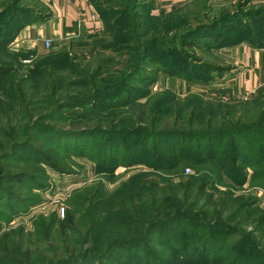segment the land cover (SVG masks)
Instances as JSON below:
<instances>
[{
	"label": "trees",
	"instance_id": "trees-1",
	"mask_svg": "<svg viewBox=\"0 0 264 264\" xmlns=\"http://www.w3.org/2000/svg\"><path fill=\"white\" fill-rule=\"evenodd\" d=\"M104 1L91 0L102 23L101 30L88 33L77 29L88 34L87 41H81L78 46L69 44L55 48L25 64L23 58L36 52L21 48L19 52L8 53L7 45L25 24L46 16L43 7L38 0L32 4H26L24 0H0V134L6 135L2 159L19 154L24 162L40 166L47 163L61 171L62 168L44 158L39 149L32 148V142L45 141L65 148L63 142L77 139L81 143L74 142L79 147L71 148L69 154L87 156L95 162L97 174L106 172L113 177L118 165L125 166L126 170L134 165H144L152 170L134 167L133 171H136L115 191L106 190L104 183H99L98 187L90 183L75 189V197L68 202L70 206L63 218L54 211L48 220L37 216L32 222L33 232L26 233L24 228H18L13 236L3 234L1 243L6 239L11 248L0 251V264H223L228 258L222 250L228 242L212 228L220 226V222L207 220L206 223V218L195 214L189 205L196 201L204 184L210 182L208 169L211 165L219 170L230 167L232 176L234 163L239 161L242 169L251 170L249 184L264 189V142L259 144L264 141L263 102L259 98L248 101L226 97L218 92H195L179 98L170 89L153 94L147 89L132 88V83L139 81L136 76L144 67L141 60L143 48L157 47L158 52L170 56L169 46L175 45L177 34L171 32V39L163 34L175 30L172 26L184 21L189 12L187 7L194 6L196 0L158 14H153L154 6L149 5L154 0H143L148 9L144 16L151 21L150 38L133 47L132 40L137 37L131 36L130 32L135 21L131 23V9H125L119 2L116 4L117 0ZM129 1L122 0V3L128 5ZM137 9L135 7L133 11ZM16 16L24 23L21 20L11 25ZM254 18L257 19L256 30L245 17L225 14L179 36L191 39L200 36V30L211 32L217 29L205 36L212 49L244 38L260 47L264 39V13H257ZM121 20L127 27L116 32L120 30L118 24L123 25ZM157 30L160 37L152 34ZM116 35L127 41L119 42ZM78 50L81 54L89 52V56L94 57L93 64L79 65ZM198 60L191 68L195 73L203 71L200 68L207 65ZM166 65H162L160 72L187 75L167 70ZM205 69L211 75L212 71L220 74L223 68L210 64ZM197 77L200 76L197 74ZM144 79L148 77L144 76ZM189 81L209 85L198 79ZM74 109L79 110L71 112ZM137 121L155 126L139 125ZM57 123L71 126H57ZM131 135H142L143 138L137 146H126L134 153L128 155L122 146L127 144L120 142L122 137ZM228 137L231 142L224 144L225 150L215 157L213 150ZM232 138H237L238 142ZM198 145H207L213 150L202 155ZM33 150L36 156L31 154ZM144 153H151L159 162H142L141 158L131 160V157H142ZM186 167H193L194 173L188 175L185 182L173 183L171 179L182 175ZM20 179L28 189L39 187L26 172H22ZM8 181L18 182L15 178ZM162 183L167 186L165 191L160 189ZM5 191L8 198L18 200L24 207L34 203L32 198L26 200L20 192ZM252 205L244 202L236 210L237 213L248 211V215H252L250 220L257 221V230L262 235L255 239L252 233L243 232L245 234L236 240L237 251L230 252L227 264H264V251L260 246L264 241V212L259 206L252 208ZM197 218L204 222L188 223L189 219ZM184 221L185 226L171 230ZM45 229L50 238L43 234ZM150 243L169 250L173 263L164 262L159 253L148 247ZM248 246L250 250L247 252L239 251ZM137 248L142 249L143 255L136 252ZM198 250L204 252L196 256ZM208 251L218 252L211 256Z\"/></svg>",
	"mask_w": 264,
	"mask_h": 264
},
{
	"label": "rangeland",
	"instance_id": "rangeland-1",
	"mask_svg": "<svg viewBox=\"0 0 264 264\" xmlns=\"http://www.w3.org/2000/svg\"><path fill=\"white\" fill-rule=\"evenodd\" d=\"M11 1V0H10ZM26 4H32L34 0H24ZM138 0H130L128 5H125L122 3V0H117L116 4H121L125 9H131V23L133 20V28L130 29L131 36L137 37L135 40H132L131 46L139 45L141 44L144 39H149L150 35L148 34L149 28L151 25V21H147V19L144 16V11L148 10L146 5L144 4L143 0H139V3H137ZM103 2H105L103 0ZM119 2V3H118ZM150 6L155 7V1H150ZM7 4H12V2H8ZM137 7V11L134 12L133 8ZM33 8V7H32ZM187 10L189 11L183 18V22H178L177 26H172V31H165L163 34V37L172 38L171 32H174L177 34V39L175 40V45L169 46V51L171 50L170 56L167 55V53L161 54L158 52L159 50L157 47H147L146 49L143 48L144 55L141 57L142 59V65H144L142 72L138 73L136 78L139 79V81H136L132 83V88H136L137 90H143L146 89L150 91L151 93L159 92L165 89L173 90L177 97L182 98L186 94L189 93H201L198 91L204 92H213L211 90L213 89H207L208 85H200L198 83L190 82L189 80H196L199 81L202 80L203 83H213L215 82L219 75L218 73H215L212 71L211 75L207 72L205 68L211 65H215L218 67L223 68L220 62L215 58V55L212 53V48L208 47L207 38L205 37L207 34H211L212 31L215 32L216 30L209 31H201L200 36H195L191 39H182L179 35L182 32H185L186 30H190L192 28L197 27L199 24H206L211 23L216 16L221 18L223 15H240L245 17L248 22L251 23V26L253 29L256 30V24L257 19L254 18L255 14L257 13H264V0H196L194 6H188ZM125 11V10H124ZM153 11V10H152ZM1 12V10H0ZM23 19L18 18V16L14 17L12 19L11 25H16V22H21ZM122 26L118 24V27L120 30L123 31V28L125 29L127 27V24L125 21H120ZM24 23V21H23ZM168 25H166L164 28H167ZM171 27V28H172ZM163 28V27H162ZM170 28V27H169ZM206 32V33H204ZM153 36L160 37L158 34H160L159 30L155 31ZM88 34L76 30L72 36H70L66 41H59L56 43H52L50 47L45 48L40 47L38 51H36L34 56L32 57V60L39 58L41 55L55 49L60 48L62 46L67 45H75L78 46L81 41H87ZM185 35V34H184ZM116 38L119 39V42H126L127 40L121 37L120 35H116ZM195 41V42H194ZM12 42H10L7 45L6 51L8 53H14L19 52L20 47L17 45H11ZM4 54V53H3ZM152 54H157L156 56L150 57ZM2 55V54H0ZM78 59L77 62L79 65H92L93 64V58L89 56V52H84V54H81L78 50ZM85 55L84 57H82ZM28 56H25L26 58ZM23 58V59H24ZM200 59L203 61L204 64L200 70H203L199 73L193 72L192 65L194 64L195 60ZM198 60V61H200ZM197 62V61H196ZM30 63V62H29ZM25 63V64H29ZM210 63V64H208ZM167 64L168 67L167 70H176L179 72H183L187 74L185 77L178 76L172 73L165 74L164 72H160V69L162 68V65ZM146 72V74H145ZM195 74V75H194ZM198 76L200 77H197ZM144 76H147L148 79H144ZM191 76H196L195 78H192ZM211 76V77H210ZM142 79L143 81H141ZM186 79V80H185ZM189 79V80H187ZM204 79V80H203ZM209 79V80H208ZM209 81V82H208ZM152 83V84H150ZM263 89V90H262ZM133 90H131L132 92ZM252 98H256L259 100L261 99V102H263V107L261 103V111L264 109V87H261L256 92L246 96L245 98H241L242 100H251ZM144 101V100H142ZM153 102V100H152ZM149 104H147L148 109ZM79 109H74L71 112H78ZM264 111V110H263ZM137 114H139L137 112ZM138 122V121H137ZM139 125H145L148 126H155L152 123H143L138 122ZM57 126H64L69 127L71 126L69 123H57ZM74 126V124H73ZM117 138V137H116ZM143 136L142 135H131L129 137L125 136L122 137L120 143L127 144L122 145L124 146V153H128V155L134 154L131 149L132 146H137L140 144ZM6 135L0 134V251L2 252L6 247L8 250H10L9 243L6 244L7 240L4 239L1 243V236L4 233H8L10 236H13L14 233L18 230V228H24V232L28 233L33 232L34 226H32V222H34L37 219V216H43L45 217V220H48L50 217L51 212L56 211L60 218H63L65 210L70 205L68 202L70 200H73L75 197L74 192L75 189H79L82 186L90 183H94L96 187H98L99 183H104L105 189L108 191H115L117 187L122 183L123 180L128 178L130 174H133L135 171H133V168L136 167L138 170H144V171H151L152 169L147 168L146 166L142 165H134L129 167L130 169L126 170L127 168L123 165H118L115 167V170L113 172V177H110L106 172H102L100 174H97L95 162L91 161L87 156L85 155H71L69 154V151H71L73 147H79L74 141L80 142V140H69L67 142H63V145H66L67 147H58L55 145H51L45 141H36L34 140L32 142V148H37L41 151V153L44 155V158H46L49 161H53L56 163L57 166H60L62 168L61 171L58 169H55L51 167L47 163H42L40 165H34L29 162H24L23 158L19 157V154L16 156H10L9 159H2V151L5 149L6 145ZM231 138H226L222 145L218 147L216 150L211 149V147L207 145H198L197 148L199 149L200 154L204 155L208 152H212L210 150H213V152L216 153L215 157H218L225 149L224 144H229L231 142ZM232 140H236L237 138H232ZM105 141V140H104ZM243 144L242 139L240 140ZM238 142V141H237ZM264 141H260L259 144L263 143ZM2 143L4 145H2ZM88 143V140L87 142ZM99 144H101L99 142ZM152 144L151 142L149 143ZM193 146L197 145L196 143H192ZM128 146V147H126ZM226 146V145H225ZM70 150H69V149ZM112 148V147H111ZM79 149V148H77ZM110 152V151H109ZM123 153V154H124ZM137 153V152H135ZM34 156H36V152L33 150L31 152ZM123 156V155H122ZM127 156V155H126ZM43 158V157H42ZM142 159L143 161L157 164L159 161L155 160L151 153H144L142 157H131V160H139ZM140 159V160H141ZM123 160L124 157H123ZM239 161L234 163V166L232 169H234V173L229 172L230 167H225L222 170H219L217 167H213V165L210 166V169L208 171L210 172V182L208 184H204V189L200 190L196 201L189 206H192V211L195 214H199V216L206 218L205 222L207 220H218L220 223V226L218 227H212L214 228V232L220 233L224 236L225 242H228V246L225 247L222 250V254L227 256V260L223 261V264H227L228 260L230 259L229 256L230 252L237 251V243L236 240L240 238V235L245 234L243 232H249L252 233L253 236H255V239L260 238L262 235L261 231H258V225L256 224V220H250V215H248L245 211H240L237 213L236 208L240 207L242 203L244 202H250L252 205V208H256L259 206L262 208V211L264 212V189L260 187V185L249 184V176H250V169H242ZM186 168L189 169V171H185ZM184 169L183 174L180 176H175L171 179L173 183L176 182H185L187 179V176L194 173L193 167H186ZM42 170V171H41ZM22 172L28 173L29 176H32L34 179V184H37L39 186L38 188L28 189V185L26 183H22L23 181L20 179V175ZM202 173V172H200ZM11 178H15L18 180L17 183L8 181ZM7 178V179H4ZM260 182V181H259ZM167 188L165 183H162L160 189L162 191H165ZM15 190L17 192H20L21 194H24L26 196V200H31L34 202L33 204H30L27 207H24L23 204H19L18 200L10 199L8 198V193L5 190ZM3 190V191H2ZM191 192V191H190ZM132 193V191H131ZM156 197H159V194H155ZM192 200V199H190ZM253 200V201H252ZM256 205H254V203ZM194 204V205H193ZM188 206V205H187ZM254 213V212H253ZM257 211H255V215H257ZM204 222L202 218L197 219H189L188 223L192 222ZM207 223V222H206ZM186 221L183 223H179L171 227V230H176L177 226H185ZM222 224V225H221ZM226 228L231 229V232H229ZM42 228V226H41ZM44 228V227H43ZM262 229H264V226H262ZM10 231V232H9ZM46 229L43 230V234L46 238H50L48 235H46ZM42 234V235H43ZM227 234V235H225ZM180 235V234H179ZM228 236V237H226ZM254 240V239H253ZM49 241V240H48ZM171 244H168L169 246ZM260 246L263 247L264 251V241L260 244ZM259 246V247H260ZM151 250H153L156 253L160 254V258H162L165 261L169 260L171 261V253L166 248L161 247L160 245H157L155 243H150L148 245ZM250 250L249 246L246 248H243V252H247ZM131 251V250H130ZM135 251V250H133ZM116 252H123V250H117ZM136 252L138 254L143 255L142 249L137 248ZM204 252L203 250H198L196 252V256H200L201 253ZM218 251H208L211 256H214ZM212 259V257H210ZM172 262V261H171ZM173 263V262H172ZM18 264V263H15Z\"/></svg>",
	"mask_w": 264,
	"mask_h": 264
},
{
	"label": "crops",
	"instance_id": "crops-1",
	"mask_svg": "<svg viewBox=\"0 0 264 264\" xmlns=\"http://www.w3.org/2000/svg\"><path fill=\"white\" fill-rule=\"evenodd\" d=\"M46 15L43 19L25 24L11 41V45L34 50L43 47V40L52 43L65 40L77 29L93 33L102 28L91 0H38ZM153 14L174 10L191 0H154ZM257 46L240 39L232 44L212 49L223 67L218 79L207 89L226 97L245 98L264 85V39ZM201 92L202 91H198ZM205 93V92H204Z\"/></svg>",
	"mask_w": 264,
	"mask_h": 264
},
{
	"label": "built area",
	"instance_id": "built-area-1",
	"mask_svg": "<svg viewBox=\"0 0 264 264\" xmlns=\"http://www.w3.org/2000/svg\"><path fill=\"white\" fill-rule=\"evenodd\" d=\"M51 40H48V39H46V40H43V46L45 47V48H47V47H50V45H51ZM34 55L33 54H30L28 57H26V58H24L23 60H22V62L23 63H29V62H31L32 61V57H33ZM185 171H189V169L188 168H186V170Z\"/></svg>",
	"mask_w": 264,
	"mask_h": 264
}]
</instances>
